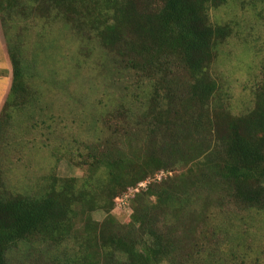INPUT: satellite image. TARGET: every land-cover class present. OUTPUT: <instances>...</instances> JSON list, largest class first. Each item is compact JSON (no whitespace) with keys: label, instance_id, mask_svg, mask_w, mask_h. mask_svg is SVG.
<instances>
[{"label":"trees","instance_id":"16d2710c","mask_svg":"<svg viewBox=\"0 0 264 264\" xmlns=\"http://www.w3.org/2000/svg\"><path fill=\"white\" fill-rule=\"evenodd\" d=\"M225 2L0 0L10 69L0 141L13 112L33 106L21 46L11 45L6 23L9 14L28 8L53 12L76 32L90 35L133 76L137 108L129 118L137 120L143 136L141 148L130 153L116 144L86 146L78 154L77 165L85 168L81 179L49 176L38 194H10L0 184V264H9L14 249L35 243L53 251L46 264H179L181 249L159 230L161 220L179 219L194 205H201L202 214L205 206L204 216L213 225L226 205L264 212V60L252 105L234 114L212 73L232 30L213 24L209 12ZM129 134L128 139L136 133ZM161 135L168 139L157 145ZM176 166L180 170L173 177L155 180L130 199L129 222L120 226L112 215L115 199ZM95 211L105 214L102 222L91 218ZM215 234L201 241L211 244ZM61 248L67 251L56 257ZM202 248L194 242L183 264H220Z\"/></svg>","mask_w":264,"mask_h":264},{"label":"rangeland","instance_id":"374dc122","mask_svg":"<svg viewBox=\"0 0 264 264\" xmlns=\"http://www.w3.org/2000/svg\"><path fill=\"white\" fill-rule=\"evenodd\" d=\"M27 10V15L11 13L6 19L7 38L11 45L21 46L25 79L34 92L33 106L13 112L0 141V184L10 194H38L52 175L81 179L85 168L77 165L78 154L85 153L86 146L116 144L130 153L143 145L137 120L129 118L137 108L132 102L137 92L133 76L90 35L76 32L53 12L40 11L41 16ZM209 15L213 24L228 25L232 30L212 73L230 97L234 114H239L252 105V90L261 79L264 0H226ZM4 42L0 36V71L6 74L0 76V106L10 84ZM118 125L117 135L113 130ZM129 133H136L135 137L128 139ZM167 139L161 135L155 143ZM179 170V166L162 170V181ZM130 207V201L126 208L114 204L112 215L120 226L129 222ZM204 208L202 214L201 205H194L179 219L158 224L181 249L176 258L179 264L185 263V255L196 241L202 245L203 255L210 249L212 260L220 264H264V212L226 205L214 216L213 225L205 218ZM91 218L102 222L105 214L95 211ZM213 230V243L201 241ZM66 251L61 248L56 257H63ZM51 252L46 245H21L9 253L8 262L46 264Z\"/></svg>","mask_w":264,"mask_h":264},{"label":"built area","instance_id":"2783aa9c","mask_svg":"<svg viewBox=\"0 0 264 264\" xmlns=\"http://www.w3.org/2000/svg\"><path fill=\"white\" fill-rule=\"evenodd\" d=\"M163 177V173H159L158 175H156L155 177L153 178H150L146 181H143L141 183L138 184V186L132 190H129L128 192H126L125 194L117 197L115 199V203H118L120 206H122L123 208L126 206H128V203L130 201V199L137 193L143 191V190H146L148 188V186L154 182L155 180L156 181H161ZM125 210V209H124Z\"/></svg>","mask_w":264,"mask_h":264},{"label":"crops","instance_id":"0c3cea01","mask_svg":"<svg viewBox=\"0 0 264 264\" xmlns=\"http://www.w3.org/2000/svg\"><path fill=\"white\" fill-rule=\"evenodd\" d=\"M0 36L2 37L3 36V34H2V31H1V26H0ZM0 76H3V75H6L5 74V72L4 71H0ZM9 75V74H8ZM10 76V75H9ZM9 88V87H8ZM8 91V90H7ZM4 99H5V97H4ZM4 99H3V101H4ZM3 101L1 102V105H2V103H3ZM1 107V106H0Z\"/></svg>","mask_w":264,"mask_h":264}]
</instances>
